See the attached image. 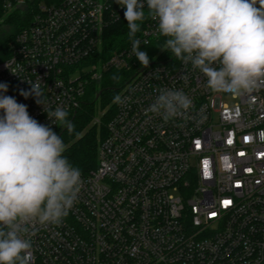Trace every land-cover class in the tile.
<instances>
[{
    "label": "built area",
    "instance_id": "obj_1",
    "mask_svg": "<svg viewBox=\"0 0 264 264\" xmlns=\"http://www.w3.org/2000/svg\"><path fill=\"white\" fill-rule=\"evenodd\" d=\"M125 10L116 0L42 4L0 62V83L8 85L0 95L57 131L21 90L40 78L46 107L70 115L103 77L96 65L77 76L79 66L99 60L105 71L136 67L132 41L105 61L97 57L105 30ZM160 36L147 18L137 39L142 48ZM150 63L118 93L127 99L116 104L98 165L81 173L67 217L35 226L30 264H264V86L240 96L217 93L191 63ZM159 89L183 91L192 101L186 116L165 122L148 112Z\"/></svg>",
    "mask_w": 264,
    "mask_h": 264
},
{
    "label": "clouds",
    "instance_id": "obj_2",
    "mask_svg": "<svg viewBox=\"0 0 264 264\" xmlns=\"http://www.w3.org/2000/svg\"><path fill=\"white\" fill-rule=\"evenodd\" d=\"M124 7L132 53L149 65L142 41L136 39L146 18L166 37L163 51L191 63L207 78L213 92L236 96L264 86V0H116ZM146 9V10H145ZM21 90L33 96L47 117L69 133L74 124L63 107H46L41 80ZM59 87L58 85H56ZM8 91L0 83V93ZM147 109L167 122L186 116L191 99L183 92L159 89ZM126 97L113 102L123 105ZM0 264H30L35 226L59 225L78 199L81 170L73 166L65 144L51 127L29 115L27 105L0 95ZM30 227L32 230H30Z\"/></svg>",
    "mask_w": 264,
    "mask_h": 264
},
{
    "label": "trees",
    "instance_id": "obj_3",
    "mask_svg": "<svg viewBox=\"0 0 264 264\" xmlns=\"http://www.w3.org/2000/svg\"><path fill=\"white\" fill-rule=\"evenodd\" d=\"M22 0H0V62L9 58L12 54V45L17 35L33 22L34 16L39 12L42 4H59L63 0H23L24 7L20 4ZM146 10V9H145ZM147 19V18H146ZM141 24L140 31L146 22ZM127 21L123 18L105 30L103 49L104 60L109 59L116 51L128 46L131 40L128 37ZM166 37L160 36L150 45L141 48L147 52L149 62L164 61L176 63V59L169 51L160 48L164 45ZM137 66L132 70L109 69L105 71L100 81L93 82L86 90L82 105L68 116L74 124V131L69 133L64 128H59L55 133L61 136L65 144L63 155L69 162L78 167L81 173H89L98 165V151L101 141L107 135V124L116 113V103L113 98L118 95L132 75L143 66L136 58ZM102 92L97 98L99 92ZM106 109L101 124H94L98 109Z\"/></svg>",
    "mask_w": 264,
    "mask_h": 264
},
{
    "label": "rangeland",
    "instance_id": "obj_4",
    "mask_svg": "<svg viewBox=\"0 0 264 264\" xmlns=\"http://www.w3.org/2000/svg\"><path fill=\"white\" fill-rule=\"evenodd\" d=\"M23 2H24L23 0L20 1V4L19 5H22L24 7V3ZM103 55H104V49H103V47H101V50H100L99 54L97 55L98 59H100V57L103 56ZM94 65L97 66L98 72L101 73L102 75H104L105 70L103 68V65L99 62V60L96 61V62L92 60V61H90L87 64H83V65L79 66V69L82 68V70H78L77 71V76L80 75L81 72H88V71H90ZM116 70H123V67L118 68ZM106 111H107V108L104 109V110L103 109H100V108L98 109V113H97V115H96V117L94 119V124H96V123L98 125L101 124L102 117H103V115H105Z\"/></svg>",
    "mask_w": 264,
    "mask_h": 264
},
{
    "label": "water",
    "instance_id": "obj_5",
    "mask_svg": "<svg viewBox=\"0 0 264 264\" xmlns=\"http://www.w3.org/2000/svg\"><path fill=\"white\" fill-rule=\"evenodd\" d=\"M152 64H153V63H150L148 66H150V65H152ZM148 66H147V67H148ZM147 67H143V69H145V68H147ZM101 93H102L101 91L98 93L97 98L100 96Z\"/></svg>",
    "mask_w": 264,
    "mask_h": 264
},
{
    "label": "snow or ice",
    "instance_id": "obj_6",
    "mask_svg": "<svg viewBox=\"0 0 264 264\" xmlns=\"http://www.w3.org/2000/svg\"><path fill=\"white\" fill-rule=\"evenodd\" d=\"M224 203H225V205L227 206L230 202H229V201H225Z\"/></svg>",
    "mask_w": 264,
    "mask_h": 264
}]
</instances>
